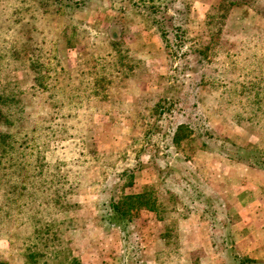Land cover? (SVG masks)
Masks as SVG:
<instances>
[{"label": "rangeland", "instance_id": "rangeland-1", "mask_svg": "<svg viewBox=\"0 0 264 264\" xmlns=\"http://www.w3.org/2000/svg\"><path fill=\"white\" fill-rule=\"evenodd\" d=\"M58 2L0 0V90L17 81L30 116L15 110L0 123V169L25 181L15 201L14 188L0 190V209L25 205L23 222L26 211L50 212L81 264H220L232 247L222 243L226 223L236 250L256 253L264 172L236 154L251 149L264 160V16L224 0ZM32 59L51 69L48 91L32 88ZM181 125L189 138L177 145ZM34 163L45 174L36 185ZM126 170L135 181L123 192L148 189V201L133 221L111 224ZM52 197L70 210L55 215L44 204ZM30 230L0 228V264H25ZM253 233L245 248L236 243Z\"/></svg>", "mask_w": 264, "mask_h": 264}, {"label": "trees", "instance_id": "trees-1", "mask_svg": "<svg viewBox=\"0 0 264 264\" xmlns=\"http://www.w3.org/2000/svg\"><path fill=\"white\" fill-rule=\"evenodd\" d=\"M62 0H59L58 3L61 4ZM228 3L230 7L232 6H246L253 8L260 12L264 16V0H224ZM262 3V4H260ZM62 5V4H61ZM80 3L76 4V8ZM259 6V7H258ZM66 8L68 9L73 8L72 5H66ZM160 9L153 8L151 10V14L154 18H159L158 12ZM163 15L167 12H162ZM168 20L173 21L172 17L167 16ZM165 20H167L165 18ZM159 28L162 30V37L165 44L166 49L168 50L169 57H172V41L169 40L167 31H165L162 27L163 23H166L164 21H156ZM165 26V24H164ZM174 40L178 38L177 35V25H174L172 27ZM109 36L111 40L114 42V44H119V38L121 37V34L116 29L109 33ZM29 69L31 71V74L34 76L33 86L32 88L36 92H45L48 91L52 87V83L48 81V73L51 69L45 68V64L41 62L39 59H32L31 63L29 64ZM45 76V77H44ZM8 87H11L14 89V91H10L6 88V90H0V123L2 122H11V114L15 110H19L20 113H17V115H21V119L25 120L24 118L29 119V115L26 114V108L23 105V93L20 89V85L17 81L10 82L8 84ZM256 103H254L255 105ZM14 106V107H12ZM20 108V109H19ZM257 117L260 116L256 114ZM23 116V117H22ZM185 130L182 132V130ZM189 130V128L185 125H181L176 130V133L174 135V142L177 145H181L184 138H189V134H186V132ZM190 132V131H189ZM7 139V136L3 133H0V140ZM4 152L10 153L11 150H13V147H8V144L4 145ZM10 149V151H9ZM246 149V148H245ZM247 150V151H246ZM241 153H237L236 155L239 156L241 162L245 163L251 168H254L256 170L264 172V160L257 162V154L254 155V150L246 149ZM15 151V149H14ZM261 153V151H259ZM263 152V151H262ZM15 153V152H14ZM264 154V153H263ZM30 172L32 173H38L37 176L32 175L31 184L36 185L38 182L35 183V181H38L41 177H43L44 170H38V164L34 163L29 168ZM135 170H126L123 173H121V181L125 182L123 185V188L121 190V194L116 197H112L110 199L109 209H110V221L111 224L113 219L114 221L117 220V222H131L134 219V210L137 208L138 205L141 203H144L148 201V194L149 190L146 189L142 193L139 194H131L128 195L124 193V188H128L134 185L135 181ZM12 175L14 177H12ZM24 180L23 178L16 177L15 173H12L11 166L6 169H0V190L3 187H6L9 185L10 187L14 188L13 194L11 195L13 201H15V195L18 193V190L20 187L24 186ZM45 205L51 206L52 208H55V215H62L65 214V212H68L70 210L69 206H64L62 203V200L60 197L58 198H50L47 199L44 202ZM71 206V205H70ZM155 205H152V208ZM20 209H9V210H1L0 209V228H6L10 229L11 226H15L16 228L22 227L23 225H30V232L25 234L23 237L24 243L26 245L24 248L25 255V264H81L80 260L78 258H75L72 255V251L69 249V247L66 245L63 237H62V225L63 222L57 223L58 218H55V220H51L49 218L50 212L47 214H44L43 209L38 210H29V213L26 211V218L27 220L23 222L19 219V213L23 210V207L25 205H20ZM22 224H18V221ZM230 223H226V237L223 238L222 243H227L228 245H231L232 247L227 250L226 253L231 254V262L229 264H264L259 263L255 260H252L250 258L241 257L237 255V250L233 246L231 237H230V229H229Z\"/></svg>", "mask_w": 264, "mask_h": 264}, {"label": "crops", "instance_id": "crops-1", "mask_svg": "<svg viewBox=\"0 0 264 264\" xmlns=\"http://www.w3.org/2000/svg\"><path fill=\"white\" fill-rule=\"evenodd\" d=\"M262 2H264V1H262ZM260 4H262V3H260ZM244 7H246V6H244ZM259 7V6H258ZM247 9L249 10H251V11H253L254 12V14L255 15H259V16H262V14L260 13V12H258L257 10H255V9H253V8H250V7H247ZM253 28H256V27H251L248 31H250V30H252ZM258 28H260V27H258ZM260 182H263V180H261ZM262 208L261 209H259V207H258V210H257V212H258V221H259V223L260 222H264V215H262ZM255 236H258V235H255L254 233H253V235H245V236H242V237H240L237 241H236V243L237 244H241L240 245V247L241 248H245L246 247V244H247V242H248V239L249 238H253V237H255ZM249 237V238H248ZM232 240V239H231ZM223 242V241H222ZM234 241L232 240V243H233ZM264 244V243H263ZM233 246L235 247V244L233 243ZM259 249L256 251V253H254V254H249V253H241V252H239V251H237L236 253H237V255H239V256H241V257H246V258H250V259H252V260H255V261H257V262H259V263H264V246H260V247H258ZM235 249H236V247H235ZM222 255V256H221ZM220 255V257H219V261H220V264H229V262H231V260H233V258H231L230 256H231V254H229V253H223V254H221Z\"/></svg>", "mask_w": 264, "mask_h": 264}]
</instances>
